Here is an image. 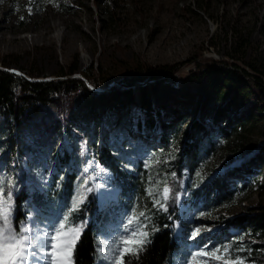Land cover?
Listing matches in <instances>:
<instances>
[{
	"label": "rangeland",
	"instance_id": "374dc122",
	"mask_svg": "<svg viewBox=\"0 0 264 264\" xmlns=\"http://www.w3.org/2000/svg\"><path fill=\"white\" fill-rule=\"evenodd\" d=\"M2 16H6L9 26L6 37L14 39L0 41V68L17 74L28 76L27 71H31L34 78L56 77L62 66L75 63L77 69L73 74L79 75L90 63H96V58L99 64L106 63L107 59L126 61L130 58L151 63L178 62L177 69L161 77L155 89L150 91L154 105L161 100H168L172 106L183 103L190 105L192 98L198 95L185 78L193 69L188 59L199 55L215 60L226 58L235 29L240 28L248 40L246 56L264 57V0H0ZM44 18L55 19L56 25L46 30V34L50 35L48 38L38 39L37 31L42 28ZM58 19L64 20L63 23H57ZM64 33L69 37L74 36L75 43L68 51L66 46L69 39L63 38ZM6 53L17 54V61L3 64L2 58ZM30 60L34 61L31 67L28 66ZM233 61L247 68L243 61ZM110 66L106 65L103 70L107 83H102L101 79L96 80L95 84L90 80L85 81L88 88L104 92L95 101V113L80 115L81 124H97L93 145L83 136L75 140L77 157H67L61 161L54 156L46 165L40 161L33 163V187L42 190L47 204L58 210L59 215L50 211L34 225L25 221L38 233L50 231V225L67 216L73 209V201L78 197L83 198V192L91 188L98 206L106 207L115 214V220L107 223L108 234L98 237L103 258L111 255L110 246L124 235L129 216L143 212L145 207L157 201L161 206L163 189L167 187L162 182L164 168L158 165L160 144L153 138H145L135 127L136 118L140 117L135 90L133 100L125 103L118 101L129 112V126H107L106 115H109V109L116 99L106 95L123 87L119 85L121 74ZM242 81L246 86L237 97L238 110L250 108L257 112L253 125L241 132L242 153H249L258 142L264 141V109L260 107L261 101L252 89V79L247 76ZM224 91L228 92V89L224 88ZM73 102L76 108L86 106L83 95L75 96ZM41 107L45 118L57 111L54 101L42 103ZM195 117H198L196 113L187 116L181 121L178 131L168 136L170 143L164 149V161H169L187 140L185 128ZM76 126L71 123L72 128ZM102 129L104 131L101 133ZM61 141L56 149L68 148V139L61 136ZM231 141L232 137L220 139L217 146L200 155L191 168L182 169V190L177 195L176 204L186 212L187 217L195 220L194 223H186L187 238H191L196 228L201 229L199 235L207 231L209 235L223 224L221 219L246 212L257 204L264 205V189L257 186L255 180L249 181L246 188L237 190L229 202L212 209L196 205L190 196V185H197L211 172H219L227 162L237 161L240 153L232 152ZM101 144L109 145L119 168L130 172L133 185L128 195H124L125 189L123 193L121 189L124 178L97 160V148ZM23 165L29 168L26 158H23ZM8 166L12 172L11 162ZM53 169L57 177L50 182L48 176ZM9 171L0 170V175L7 174L8 177L5 191L11 183ZM263 171V166H260L255 176L257 181L263 178ZM62 172L77 177V182H71L64 200H60L57 193L58 178ZM85 178L90 180L89 186L84 183ZM70 222L72 226L81 227L78 221ZM172 228L174 233L180 231L177 221ZM105 260L103 264H111L110 260ZM183 260L180 264H183Z\"/></svg>",
	"mask_w": 264,
	"mask_h": 264
},
{
	"label": "trees",
	"instance_id": "16d2710c",
	"mask_svg": "<svg viewBox=\"0 0 264 264\" xmlns=\"http://www.w3.org/2000/svg\"><path fill=\"white\" fill-rule=\"evenodd\" d=\"M248 45L246 36L239 28L234 31L226 58L215 60L199 55L188 59L193 69L185 78L194 86L198 95L192 98L190 105L183 103L172 106L168 100H161L154 105L150 99V91L155 89L159 79L174 72L178 62L151 63L130 58L126 61L107 59L106 63L99 64L96 58V63H90L79 75L73 74L77 69L73 63L62 66L56 77L44 78H34L31 71H27L29 75L25 76L1 67L0 170L9 171L8 165L11 162L13 171L9 173L14 185V223L28 221L34 225L42 221L45 213L50 211L59 215L58 210L47 204L42 190L33 187V163L40 161L46 165L54 156L61 161L67 157H77L75 140L83 136L93 145L97 124H81L80 115L95 113V101L104 92L88 88L85 81L90 80L95 84L96 80L101 79L102 83H107L103 70L106 65H111V69L121 74L119 85L123 87L120 91L116 88L106 95L116 99L109 109V115H106L107 126H129V112L118 101L125 103L133 100L135 90L140 111L135 127L145 138H153L160 144L158 165L164 168L162 182L170 189L168 198L162 202L163 206L156 203L144 208L145 215L140 217V224L148 232L149 242L138 255L126 254L125 264H180L192 249L195 251L200 247L208 250L227 247L234 256L244 258L245 264H264V205L257 204L246 212L221 219L223 224L217 230L209 235L208 231L204 232L193 240L186 237L185 229L186 223H194L195 220L187 217L186 212L176 204L177 195L182 190V169L191 168L200 155L214 149L223 138L232 137V152L240 153L239 158L236 162L224 164L219 172H211L197 185H190L188 190L194 203L208 209L226 204L237 190L246 188L252 180L264 189V171L261 180L255 178L258 168L263 166L264 169V141L258 142L249 153H242L240 147L241 132L253 125L257 114L250 108L239 111L236 105L240 91L246 86L243 78L249 76L252 79V89L261 101L260 107L264 109V57L246 56ZM17 59V54L6 53L2 62L7 64ZM233 60L243 61L247 68L236 65ZM33 63L30 60L28 66L31 67ZM78 95L86 99L83 108L74 106L73 100ZM53 101L57 104V111L45 118L41 104ZM193 113L198 117L185 128L187 140L169 161H164V149L170 143L169 137L178 131L181 121ZM71 123L77 126L72 128ZM61 136L68 139V148L63 150L56 149L62 143L59 142ZM97 150L99 163L124 178L121 189L122 193L125 189L123 194L128 195L133 185L129 178L130 172L119 168L109 145L101 144ZM23 158H26L28 169L23 165ZM55 172L53 169L49 174L50 182L57 177ZM0 178L6 186L7 174H1ZM76 178L68 172L60 173L57 186L60 200L67 197L71 182H77ZM84 183L89 186L90 180L85 178ZM82 196L83 202L67 214L70 221L81 224L79 240L71 253V264H103L106 260L101 256L98 237L108 234L107 223L115 220V214L106 207L98 206L92 190L83 192ZM175 221L180 227L178 233H174L172 228ZM241 248L244 251H239Z\"/></svg>",
	"mask_w": 264,
	"mask_h": 264
},
{
	"label": "snow or ice",
	"instance_id": "6c2138e0",
	"mask_svg": "<svg viewBox=\"0 0 264 264\" xmlns=\"http://www.w3.org/2000/svg\"><path fill=\"white\" fill-rule=\"evenodd\" d=\"M4 181L0 178V264H71V253L79 240L81 229L71 225L65 216L58 222L50 225V231L41 233L30 228L25 222L14 223V206L12 188L8 184L4 190ZM91 191V189H88ZM170 189H163V198H168ZM78 197L73 201L75 209L82 203ZM159 203V201H157ZM163 206V205H161ZM145 214L139 212L129 216L124 228V235L114 241L111 247V255L105 259L111 264H125L124 256L138 255L149 241L148 232L140 224V217ZM201 229L196 228L191 233V239L195 240ZM127 245V247H123ZM244 251V249H239ZM245 264L244 258L234 256L232 251L223 249L208 250L206 247L190 251L183 260V264Z\"/></svg>",
	"mask_w": 264,
	"mask_h": 264
},
{
	"label": "bare ground",
	"instance_id": "6f19581e",
	"mask_svg": "<svg viewBox=\"0 0 264 264\" xmlns=\"http://www.w3.org/2000/svg\"><path fill=\"white\" fill-rule=\"evenodd\" d=\"M43 21H44V24H43L42 28H40L37 31V34H38L37 37H38V39H41V38L43 39V37L48 38L50 35L46 34V30H48V29H50V28H52V27H54L56 25L55 19L44 18ZM56 21H57V23H60V22L63 23L64 20H61L60 21L58 19ZM7 31H9V26L6 23V16H2V17H0V41H5V40L10 41V40H13L14 39V38H9L8 39L6 37V32ZM62 36H63V38H68L69 39V44L66 46V48H67L66 51H68L69 49H71L73 47V45L75 43L74 36L71 35L69 37V35H67V33L66 34L64 33ZM21 40H23V38Z\"/></svg>",
	"mask_w": 264,
	"mask_h": 264
}]
</instances>
